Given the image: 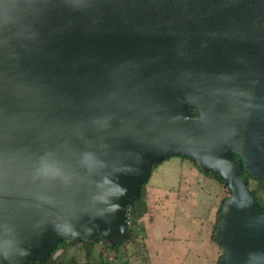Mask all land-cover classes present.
Segmentation results:
<instances>
[{
    "label": "water",
    "instance_id": "water-1",
    "mask_svg": "<svg viewBox=\"0 0 264 264\" xmlns=\"http://www.w3.org/2000/svg\"><path fill=\"white\" fill-rule=\"evenodd\" d=\"M7 4L0 264L44 261L64 238L128 239L129 206L177 154L232 192L222 264H264V207L235 157L264 179V0Z\"/></svg>",
    "mask_w": 264,
    "mask_h": 264
},
{
    "label": "rangeland",
    "instance_id": "rangeland-1",
    "mask_svg": "<svg viewBox=\"0 0 264 264\" xmlns=\"http://www.w3.org/2000/svg\"><path fill=\"white\" fill-rule=\"evenodd\" d=\"M148 189L143 227L149 262L131 246L132 264H218L223 249L212 231L229 187L174 155L154 168Z\"/></svg>",
    "mask_w": 264,
    "mask_h": 264
},
{
    "label": "trees",
    "instance_id": "trees-1",
    "mask_svg": "<svg viewBox=\"0 0 264 264\" xmlns=\"http://www.w3.org/2000/svg\"><path fill=\"white\" fill-rule=\"evenodd\" d=\"M191 109L194 116L199 115V110L196 107H192ZM177 156H180L183 159L192 160L204 174L212 175L218 181L228 186V183L221 179L216 171H203L194 158L181 154H177ZM170 157L165 158L163 161L167 160ZM235 157L241 162L244 167V177L252 188L254 196L264 207V179L258 178L250 173L245 168L243 159L240 155L235 154ZM150 178L151 176L148 178L147 182L142 185L139 198L135 199L129 206L127 221L129 224L130 236L128 237V239L119 241L115 244H108L103 240L91 243L84 241L73 242L68 238H64L63 241L60 242L56 249L51 253L49 258L44 261H36L30 264H132V247L135 250V253L138 254V256L149 262L147 252L148 250L145 242L146 236L144 234L143 220L150 211L148 189ZM254 182L255 185L253 184ZM229 193V196H226L220 202L217 221L213 225L212 231V239L217 242L223 249V254L220 255L218 264H222V259L225 256V247L217 239L215 232L218 224L221 221L220 212L223 204L232 194L230 188ZM100 243L102 244L101 250L97 248L98 244ZM79 245H81V247H79Z\"/></svg>",
    "mask_w": 264,
    "mask_h": 264
},
{
    "label": "clouds",
    "instance_id": "clouds-1",
    "mask_svg": "<svg viewBox=\"0 0 264 264\" xmlns=\"http://www.w3.org/2000/svg\"><path fill=\"white\" fill-rule=\"evenodd\" d=\"M3 6L5 7V9L8 8L7 0H3ZM8 19H9V17H8V15H7V13H6V15H5V24H6V25H7V23H8Z\"/></svg>",
    "mask_w": 264,
    "mask_h": 264
},
{
    "label": "crops",
    "instance_id": "crops-1",
    "mask_svg": "<svg viewBox=\"0 0 264 264\" xmlns=\"http://www.w3.org/2000/svg\"><path fill=\"white\" fill-rule=\"evenodd\" d=\"M185 159H183V161H184Z\"/></svg>",
    "mask_w": 264,
    "mask_h": 264
}]
</instances>
